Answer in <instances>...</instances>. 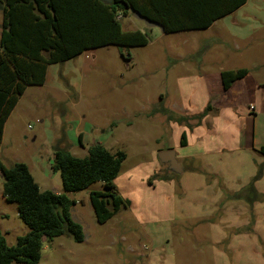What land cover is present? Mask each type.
Segmentation results:
<instances>
[{
  "label": "rangeland",
  "instance_id": "obj_1",
  "mask_svg": "<svg viewBox=\"0 0 264 264\" xmlns=\"http://www.w3.org/2000/svg\"><path fill=\"white\" fill-rule=\"evenodd\" d=\"M249 4L264 20V0ZM121 25L125 32H147L151 44L100 47L50 65L45 85L29 87L5 125L0 160L7 167L25 163L41 191L63 192L61 173L52 168L58 149L84 158L100 143L127 155L115 181L126 206L100 224L90 192L103 191V184L70 194L77 202L72 217L82 225L85 240L78 243L65 235L45 243L39 264H264V198L250 206L238 195L257 176L263 156L247 150L199 155L203 128L193 126L196 119L173 131L170 112L161 111L171 105L188 107L194 116L206 111L203 87H180L176 80L188 77L154 73L150 67L153 59H164L165 48L184 52L193 34L154 41L159 28H148L132 15L124 16ZM194 35L212 41L208 34ZM216 123L215 130L204 127L208 139H214L210 148H217L215 138L225 134ZM183 131L192 137L188 148L180 146ZM168 146L177 148L184 174L159 162L158 150ZM254 186L264 194V176ZM28 232L18 205L3 196L1 181L0 233L14 246Z\"/></svg>",
  "mask_w": 264,
  "mask_h": 264
},
{
  "label": "trees",
  "instance_id": "obj_2",
  "mask_svg": "<svg viewBox=\"0 0 264 264\" xmlns=\"http://www.w3.org/2000/svg\"><path fill=\"white\" fill-rule=\"evenodd\" d=\"M248 0H0L3 15L0 35V144L5 124L30 86H44L50 65L65 63L83 53L111 45L144 47L150 43L147 32H125L121 25L133 7L153 22L163 25L166 34L205 30L247 3ZM122 15L121 19L118 16ZM248 69L227 70L221 74L224 89L244 79ZM213 108L209 105L199 116L202 120ZM208 113V114H207ZM193 117L180 116L187 123ZM199 120V119H198ZM199 120V122H200ZM82 139V137H80ZM181 146H187L183 133ZM258 153L264 156V146ZM127 155L112 153L100 143L93 144L88 156L75 157L69 150L58 149L53 170L60 172L63 192L41 191L29 167L15 163L7 167L0 160L3 196L16 203L20 218L29 232L10 246L0 233V264H39L45 243L69 235L76 242L85 240L82 225L74 221L72 208L77 202L70 194L88 190L102 183L103 191H91L90 201L100 224H105L126 206L116 179ZM264 176L259 166L254 180L239 192L250 206L262 201L254 184ZM247 193V195L245 194ZM251 195V197H250ZM44 239H46L44 241Z\"/></svg>",
  "mask_w": 264,
  "mask_h": 264
},
{
  "label": "crops",
  "instance_id": "obj_3",
  "mask_svg": "<svg viewBox=\"0 0 264 264\" xmlns=\"http://www.w3.org/2000/svg\"><path fill=\"white\" fill-rule=\"evenodd\" d=\"M249 2L251 0H248L246 4L232 14L215 21L212 26L205 30L184 31L173 34H166L162 31L154 33L156 35L154 41L163 40V38L170 35L193 34L184 42L187 44L184 52L180 50L179 53V49L176 48L178 53H172V48H165L164 59H161V61L160 58L153 59L150 67L154 73L188 77L185 80L183 78L176 80L180 87H203L207 99L206 107L211 105L213 110L200 122L196 120V123L192 124L198 127L197 130L203 128L197 141L202 151L198 153L199 155L215 153L214 156H221L244 150L258 153L259 148L264 146V52H262L264 49V20L254 15L251 9H248L250 7ZM225 20L228 21L225 24L222 23V25L221 22H225ZM2 22L3 15L0 11V35ZM200 32L206 34V36H211L212 41L210 44L206 42L208 39L203 40L205 37L200 38L194 35ZM244 59L249 60V65L243 66L242 60ZM131 60L134 61L133 58ZM239 69H248L249 74L244 79L235 82L226 91L221 79L222 72ZM182 99H184L183 96ZM250 107H254V109L251 110ZM161 111L170 112L169 126L173 131L175 126L187 125L178 120H171L175 113L181 112V114L183 113L181 116L184 117L194 116L188 107L183 105L178 110L177 106L171 105L170 109L163 108ZM214 112L215 114H213ZM202 113L204 112L202 111L200 114ZM216 122L225 128V134L219 141L218 137L215 138L220 144L217 148H210L209 145L214 139L212 137L208 139L204 127L207 128V131L215 130ZM229 125H234L235 130L230 131ZM185 133L187 137L186 148H188L192 137L188 135L187 131ZM167 150H174L178 160V151L174 146H168L158 151L160 153ZM190 158L196 159L195 157ZM159 162H161L160 158ZM160 167L162 168V165ZM171 182L169 178L168 183ZM55 193L59 194L61 192L57 191Z\"/></svg>",
  "mask_w": 264,
  "mask_h": 264
},
{
  "label": "water",
  "instance_id": "obj_4",
  "mask_svg": "<svg viewBox=\"0 0 264 264\" xmlns=\"http://www.w3.org/2000/svg\"><path fill=\"white\" fill-rule=\"evenodd\" d=\"M107 4H112L115 0H102ZM128 12L136 20L142 21L148 28H159L163 33L165 29L163 25L157 22H153L147 17L143 16L140 12L136 11L133 7H129ZM159 158L164 165H168L169 171L175 174H183L182 164L177 160L176 152L174 150L162 151L159 154ZM46 239H44L45 241Z\"/></svg>",
  "mask_w": 264,
  "mask_h": 264
},
{
  "label": "built area",
  "instance_id": "obj_5",
  "mask_svg": "<svg viewBox=\"0 0 264 264\" xmlns=\"http://www.w3.org/2000/svg\"><path fill=\"white\" fill-rule=\"evenodd\" d=\"M121 18H122V15H119V16H118V19H121ZM250 109L253 110L254 107H250Z\"/></svg>",
  "mask_w": 264,
  "mask_h": 264
}]
</instances>
